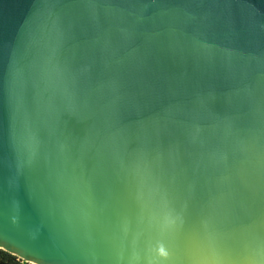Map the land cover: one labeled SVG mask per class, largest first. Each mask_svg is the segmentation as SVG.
Here are the masks:
<instances>
[{"label":"water","instance_id":"1","mask_svg":"<svg viewBox=\"0 0 264 264\" xmlns=\"http://www.w3.org/2000/svg\"><path fill=\"white\" fill-rule=\"evenodd\" d=\"M0 250L264 264V0H0Z\"/></svg>","mask_w":264,"mask_h":264},{"label":"trees","instance_id":"2","mask_svg":"<svg viewBox=\"0 0 264 264\" xmlns=\"http://www.w3.org/2000/svg\"><path fill=\"white\" fill-rule=\"evenodd\" d=\"M0 255L3 256V257H2L3 260H2V258H0V262H1V263L12 264V263H11L12 261H11V259H9L10 257H9L8 254H6V252L0 250Z\"/></svg>","mask_w":264,"mask_h":264},{"label":"built area","instance_id":"3","mask_svg":"<svg viewBox=\"0 0 264 264\" xmlns=\"http://www.w3.org/2000/svg\"><path fill=\"white\" fill-rule=\"evenodd\" d=\"M15 264H33V263H31V262H29V261H26V260H24V259H21V258L16 257V262H15Z\"/></svg>","mask_w":264,"mask_h":264},{"label":"flooded vegetation","instance_id":"4","mask_svg":"<svg viewBox=\"0 0 264 264\" xmlns=\"http://www.w3.org/2000/svg\"><path fill=\"white\" fill-rule=\"evenodd\" d=\"M6 254H7V253H6ZM8 255H9V254H8ZM2 257H3V256L0 255V258H2ZM9 257H10L9 259H11V261H12L11 263H12V264H15V262H16V257H14V256H12V255H9ZM2 260H3V258H2ZM0 263H1V262H0ZM4 264H7V263H4Z\"/></svg>","mask_w":264,"mask_h":264},{"label":"snow or ice","instance_id":"5","mask_svg":"<svg viewBox=\"0 0 264 264\" xmlns=\"http://www.w3.org/2000/svg\"><path fill=\"white\" fill-rule=\"evenodd\" d=\"M211 238V237H210Z\"/></svg>","mask_w":264,"mask_h":264}]
</instances>
